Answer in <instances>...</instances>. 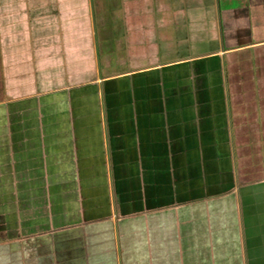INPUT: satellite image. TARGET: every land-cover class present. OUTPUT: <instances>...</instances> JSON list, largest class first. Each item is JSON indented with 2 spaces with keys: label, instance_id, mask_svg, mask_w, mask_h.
<instances>
[{
  "label": "crops",
  "instance_id": "1",
  "mask_svg": "<svg viewBox=\"0 0 264 264\" xmlns=\"http://www.w3.org/2000/svg\"><path fill=\"white\" fill-rule=\"evenodd\" d=\"M123 10L125 55L138 65L102 74L92 37L89 1L0 0V103L78 86H94L97 95H103L104 83L106 102L112 103L113 96L119 95L118 111L126 112L122 116L134 120L127 124L122 117L124 124L118 121L117 126L125 125L127 131L129 127L137 128L135 152L128 155V161L115 152L111 157L113 170L108 168L110 155L105 168H100L101 190L96 191V164L76 167L84 160L85 152L73 153L72 137L67 138L60 126L51 124L54 134L44 133V138L38 140L47 150L40 153L39 166L25 169L17 162L12 170H0V192L10 191L11 180L14 186L23 185L25 180L36 181L28 188L34 189L35 199L24 194L27 189H17L23 191L22 216L18 220L27 234L46 231V216L42 215L45 201H39L41 189L47 187L56 191L54 198H64L68 185L73 202L77 192H83L81 207L68 203L65 208L68 215L75 216L68 223L86 224L89 228L85 237L78 236L82 240L69 234L64 238L70 242L56 241L57 249L65 252L64 259L58 254L59 264H264V177H249L246 173L238 178L232 169L234 165L225 167L220 154H208L205 149L201 157L192 152L195 136L190 133L188 120L193 91L202 96L205 91L212 93L217 89L216 80L222 76L221 57L264 43V38L251 41L249 37L251 30L264 31V0H241L217 10L221 21L218 19L220 41L216 49L180 54L161 62L154 59L148 64L141 62L143 45L156 44L154 30L160 31L171 23L157 25L158 18L154 16L158 12L150 0H126ZM49 32L53 33L49 36ZM223 38L226 47H222ZM192 62L194 67L185 65ZM161 70L171 72L163 74ZM191 74L195 88L186 86V81L191 82ZM206 77H211V85L200 81ZM115 109L113 106L112 110ZM167 113H172L169 126L165 124ZM43 123L46 131L48 122ZM101 126L105 144L103 117ZM17 128L20 126L13 124V134L8 138L11 145L22 138ZM122 142L119 136V143ZM125 144L126 140V147ZM19 157L16 154L14 160ZM63 162L66 169L67 165L73 171L77 168L76 176L70 171L67 184L60 179L64 175ZM97 164L100 167L103 162ZM47 175L52 176L50 186L37 185V176H43L46 185ZM17 206L18 203L12 214L18 213ZM31 208L37 209L32 212L35 216L30 213ZM36 223L40 226L34 227ZM8 235L12 240L25 238L23 234L17 238L9 230ZM56 235L58 239L61 234Z\"/></svg>",
  "mask_w": 264,
  "mask_h": 264
},
{
  "label": "rangeland",
  "instance_id": "2",
  "mask_svg": "<svg viewBox=\"0 0 264 264\" xmlns=\"http://www.w3.org/2000/svg\"><path fill=\"white\" fill-rule=\"evenodd\" d=\"M87 1L90 2L91 31L97 46L96 55L100 62L99 69L101 73H116L138 65L134 62L135 60L132 61L125 55L126 32L123 7L126 0ZM150 1L158 12L154 16V18H158L157 25H161L160 23L164 21L165 23H171V25L169 24L165 28L161 27L160 31L154 30L156 44L146 43L143 45L144 55L143 61H141L143 64L151 63L154 59L161 62L180 54L187 56L216 49L215 47L219 45L220 41L218 25L220 15H216L217 10L241 2V0H198L196 5V0ZM51 33L53 32H49L48 35L50 36ZM251 33L252 35L249 36L251 41L264 38V31L257 33V30H251ZM222 45V47L228 46L224 38ZM201 62H198V64H201ZM221 62L220 73L222 76L216 80L215 86L217 89H214L212 93V90L208 93L205 91L206 94L202 96L195 95L196 91H193L194 94L190 99L191 110L188 112V120L190 133L195 136L191 142L192 152H198L201 157L205 149L208 154H215L214 152L220 154L225 167L234 165L232 169H235L238 178L241 175L244 177L246 173L249 174V177H264V43L234 50L223 55ZM194 64L192 62L185 65L194 67ZM173 70L174 72L178 71L176 67ZM170 72L161 70L163 74ZM191 76V82L186 81V86L195 88L194 75L191 74ZM210 79L211 77H206L200 81L207 83ZM208 84L211 85L212 82H208ZM174 85L177 86L178 83L174 81ZM101 88L103 95H97L94 86H78L72 87V89L68 87L58 93H51L46 96L38 92L28 99L0 103L1 172L5 173L7 168L12 170L13 164L17 162L23 164L25 169L39 166L40 153H46L47 150L46 146L38 143V140L44 138V133L48 136L54 134L53 130L50 129L51 124H53V126H60L61 132H66L67 138L69 135L72 137L73 144H70V146L73 153L85 152L84 160L76 164V167L82 168L96 164V191L97 189L101 190L103 175L98 174L102 172L100 168H105L106 159L110 155L108 159V166H110L108 168H110V172L111 169L113 170L111 168L113 165L111 157L115 155V152L121 153L122 156H125L124 159L128 161V155L135 152L134 140L137 130L136 127H129L127 131L125 125L117 126L118 121L124 124L122 117L127 121V124L134 120L122 116L126 112L120 113L118 111L119 95L113 96V102L108 104L104 83ZM56 106L58 110H49ZM113 106H116L115 110H112ZM46 114L47 117L49 115L50 117L45 118L44 115L46 116ZM171 114L167 113L165 118V124L168 126L170 125L169 115ZM176 116L177 114L174 118ZM102 117L106 123L105 144H102ZM44 121L48 122L46 131H44ZM13 124L14 127L20 126L21 129H17L20 131L18 134L22 137L15 145H11L8 140L13 134ZM119 136L124 142L126 140V147L124 142L119 143ZM16 154L20 157L14 160ZM204 158H207L205 154ZM102 162L103 165L99 167L97 163L101 164ZM48 163L49 160H47ZM65 165V162H63L61 173H64V175L60 176L63 184L69 183L70 171L73 172L72 175L74 176L77 173V168L73 171L67 165L70 169L68 171ZM223 171L225 172L227 169H223ZM32 173L34 172L32 171ZM6 177L7 174L3 178L5 183ZM37 179H39L37 185L42 187H49V182H52L51 175H47L48 183L46 185L42 182L43 176H37ZM71 179L74 180V177L71 176ZM9 182L12 184L10 191L0 192V264H59L57 261L58 254L60 253L64 259L65 252L57 249L56 241L61 244L70 242V240L64 238L65 235L69 236V234L73 237L76 236V238H79L80 234L85 237L87 228H89V225L86 224L68 223L75 216L68 215L66 213L67 208H65L68 203H74L81 207L84 204L82 201L83 192H77V200L75 198L73 202L69 199L71 189L68 185H66L68 192H63L64 198H62V195L59 198H54L56 191L47 187L44 188V191L41 189L42 196L39 197V201L42 203L45 201V205L42 206V215L46 216V231L41 232V234L28 232V234L33 235L29 237L27 233H23V225L18 220L22 216L20 198L23 191L19 192L17 189L18 186H21L24 190L27 189L24 194H30V199H35L37 195L34 189L28 188L33 187L36 181L25 180L23 185L18 186H14V180ZM17 203L19 207L17 206L16 209H19L18 213L19 211L20 213L12 214ZM36 210V208H31L30 213ZM35 215V213H32V216ZM14 216H16V219ZM33 226L39 227L40 224L36 223ZM91 226L95 227L96 225ZM8 230L15 233L17 238L22 237L21 234L25 238L12 240L8 235ZM57 233L61 234L58 239H56ZM83 242L85 241L83 240ZM8 250H11V255H8Z\"/></svg>",
  "mask_w": 264,
  "mask_h": 264
}]
</instances>
